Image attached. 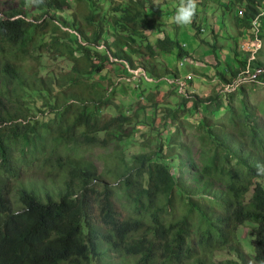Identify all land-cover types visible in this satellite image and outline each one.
Segmentation results:
<instances>
[{"label":"trees","instance_id":"obj_1","mask_svg":"<svg viewBox=\"0 0 264 264\" xmlns=\"http://www.w3.org/2000/svg\"><path fill=\"white\" fill-rule=\"evenodd\" d=\"M99 1L43 0L37 5L47 15L43 22L28 19L27 0L0 14V264H264V126L257 107L243 98L235 103L244 93L240 74L247 58L221 71V89L206 97L182 94L164 110L154 100L160 113L144 122V106L128 114L111 98L114 81L100 75L109 54L92 46L103 42L111 55L159 81L178 73L157 58L174 48L182 57L185 50L167 34L151 41L147 32H163L165 25L152 16L158 13L152 0L114 4L111 19L96 9ZM237 3L244 6L237 22L246 33L264 0ZM59 10L71 15L60 17ZM62 26L88 46L78 38L67 43L72 34ZM43 52L67 55L73 68L64 90L50 92L55 104L42 111L41 100L28 98L38 91L46 100L51 86V77L37 76L45 71ZM24 56L35 64L18 62ZM252 64L257 81H264V63L258 57ZM138 88L141 99L147 88ZM222 108L224 122L213 114ZM34 112L40 115L31 122ZM194 113H201L196 124L187 118ZM140 125L142 143L127 153L124 144ZM98 150L108 155L102 168L94 159ZM31 158L48 167L49 176L60 169L56 177L66 193L55 201L23 188L15 209L8 186ZM106 174L115 183L102 184ZM245 226L249 238L239 233Z\"/></svg>","mask_w":264,"mask_h":264},{"label":"rangeland","instance_id":"obj_2","mask_svg":"<svg viewBox=\"0 0 264 264\" xmlns=\"http://www.w3.org/2000/svg\"><path fill=\"white\" fill-rule=\"evenodd\" d=\"M21 1L22 0H0V7L2 10H10L11 8L19 7ZM127 1L128 0H100L96 9L105 13V19H111V7L118 3L126 4ZM152 1L155 5L160 4L159 14L152 13V16L165 23V34H169L171 37L179 39L180 43L186 45L188 53L193 61L191 63L184 62V64L181 65L178 49L174 48L173 51L170 50L160 55L157 58V62L161 65L165 64L169 68H172L183 80L186 79L188 74L192 75V79L186 80L187 84L184 90H180L178 86L172 83V80L167 78L161 79V81L156 83L153 82L149 88H147L149 85L148 82L152 81H148L144 84V89L147 88V90L144 92L143 98L140 99L137 95L139 92L137 91V94H135V91L133 92V83L132 85L128 84V86H125V83H123L125 79L122 77L126 76V71L119 66V64L116 65V63H111L107 66L104 72L102 71L100 73V75L103 76L105 74L107 80L110 73L112 76L110 78L116 82L121 80V84L119 83L116 88L111 86L113 90L114 88L121 90V94L118 93L114 95L113 91H110V96L115 102L121 104L125 112L128 114H133L139 104L144 106L145 109L140 111V119L147 123L152 121L156 111L160 113V110H155V107L152 106L154 100L159 101L161 109L164 110L169 104H176L182 94L187 95L196 93L206 97L211 93H214L215 90L218 91L221 89L224 82L220 72H226L229 68H236L237 65H239V60L247 55L246 51L240 48L243 44L242 35L244 33V28H242L237 22V16H239V11L243 10V7L237 3V0H197V12L193 23L187 26L177 25L173 20L180 4V0ZM73 5H76V3H73ZM33 9L34 5L27 3L25 10L29 12L28 16L34 18L38 22H43L47 15H42V11L32 13ZM168 12H170V15L167 14ZM65 13L71 15L70 10L65 11ZM64 14L63 12L61 13L63 17H65ZM60 22L62 21L60 20ZM198 26H201L204 29L200 34H197V29H199ZM106 30L107 36L113 35V27L109 20L106 21ZM53 32L54 31H50L47 34L49 41L51 40L50 35H52ZM147 33L153 43H156L158 36H162V33L157 31ZM75 38L80 39V36L76 32H73L69 40L74 43ZM38 39L40 40V36H38ZM113 39L114 37L109 38L110 41ZM98 49L101 50L102 47H99ZM258 54L259 60L264 63V34L263 45ZM135 59L137 58L135 57ZM28 61L29 60L26 62ZM41 63L52 66L53 68H56L57 71L59 69L67 70L68 68V61L65 58L53 59L49 53L45 52L41 54ZM243 75L245 74H242L240 77L243 80L242 83L244 82V93H241L236 97L235 103L240 105V99L243 98L247 103L257 107L260 113L261 125L264 126V83H252L249 79V75L242 77ZM127 81H130V79H127ZM109 83L111 84V81H109ZM238 85L239 84H236L234 86L236 87ZM225 87L227 89L228 86L226 85ZM231 88L232 86L229 90H231ZM129 90L133 92V94ZM221 93L222 98L224 99L226 97L225 92L221 91ZM227 100L228 99L224 100V106H226V108L228 104ZM188 106H191V102ZM201 110L203 111V109ZM109 112L110 111L108 110L104 113ZM205 112L208 111L205 110ZM213 114L216 119L222 120L223 122L226 120L225 118L227 114L225 108L214 111ZM49 116L50 115H48L47 118H49ZM200 116L201 113H194L188 115L187 118L190 122L196 124L198 123ZM139 128L140 131L136 132V137L127 139L124 144V147L127 146V149L125 150L127 153L135 152L142 143L143 137L141 132L143 130L141 125ZM101 136H103V134H101ZM187 139L188 137L185 136L184 140L187 141ZM105 152L107 151L102 150L99 153L98 150V153L94 154V159L97 160V163L101 168L105 167V162H108V155H104L106 154ZM18 167L20 170L17 178H19L20 182L13 177L11 181V184L15 186H19L20 183H23L26 186L29 185L30 182L36 183L40 181L38 178H45V181L49 179L50 169L41 165L36 159L32 161L31 158V161H28V164H20ZM62 173L63 172L57 168L51 177L61 175ZM104 178L105 180L115 183V176L110 177L106 174ZM14 203L15 208H18L20 204L15 199ZM239 233L244 237H247L249 235V226L240 229ZM245 248L248 251L250 250L248 245H245ZM228 257L232 256L227 254L217 255V259Z\"/></svg>","mask_w":264,"mask_h":264},{"label":"clouds","instance_id":"obj_3","mask_svg":"<svg viewBox=\"0 0 264 264\" xmlns=\"http://www.w3.org/2000/svg\"><path fill=\"white\" fill-rule=\"evenodd\" d=\"M27 2L30 5H34V9L32 10L33 11L32 13L37 12V11L38 12L42 11L41 9L37 8V5L42 4L43 0H27ZM241 7H243V10L239 11V16H237V17H243L244 16V6H241ZM65 11H67V10H65ZM65 11L63 12L62 10H59L57 12V15L60 16V17H63L61 15V13L63 12V14H64ZM159 11H160V4L158 5V13L157 14H159ZM196 12H197V0H180V4H179V6L177 8V11H176V14H175L173 20H174V22L177 25H180V26L190 25L191 23H193V20H194V17L196 15ZM3 13H4L3 10H1L0 14H3ZM167 14L170 15V12H168ZM64 15L66 17L69 14L65 13ZM23 16H26V15L23 13ZM257 16H260L261 19L262 18L264 19V12L263 11H259L254 16H251V18H249V23H252L253 19L255 17H257ZM17 17H19V16H16L14 18H17ZM27 17L30 20L36 21L34 18H30L29 16H27ZM36 22H38V21H36ZM55 22L57 24H60L59 20H55ZM161 22H163V21H161ZM62 27H63V30H69L71 34L73 32H76L80 36L79 40L81 41V43L83 45H85V46H88V42H86V40H82L81 35L77 31H75L73 29H70L68 27H65V26H62ZM198 27L201 30L199 31V29L196 28L197 29V34H200V33H202L201 31H204V29L201 26H198ZM160 33H162V36L165 35L164 31L160 32ZM244 34H246V33L245 32L243 33V35H242L243 37H244ZM167 35H169V34H167ZM174 39H177V38H174ZM67 43H72V42L70 40H68ZM182 45H183V48L185 50V53L183 54L182 57H180V60H181L180 64L183 65L184 62H188V63L193 62L191 57H190V55H189V53H188L186 45L185 44H182ZM99 47H102V49L99 50L98 49ZM92 48L94 50H96V51L101 52V53H104L105 51L108 52L109 59L105 62V65H106L105 69L107 68V66L109 64L116 63V65L119 64V66H121L126 71V76H123V77L120 76V75L119 76L122 77L123 79H125L124 82H123V83H125V86H128V84L132 85V83L134 84L133 85V92L135 91V94H137V91L140 92V90L138 88V86L140 84L142 86V89H144V84L147 83V81H152L154 83L159 81L158 79L152 77L149 73H147L141 66L132 67V66H130L128 64L127 61L120 60V59L114 57L113 55H111L110 51L107 50V48L105 47V44L103 42H100L99 45L92 46ZM45 53H47V52H45ZM65 54H67V53H65ZM80 55H82V53ZM62 58H65L68 61L67 70L59 69L57 71L56 68H53L52 66L46 65L44 63H41L42 64L41 68H45V71L42 72L40 75H37V76H39V77H51L52 78L51 86L47 90V98L45 100L40 95V93L38 91H35L33 96H31L28 99H34L36 101L41 100L40 103L44 104V106L42 107V111L44 109H46L47 107H49L50 105H54L55 104V100L54 99H52V98L49 99L50 92L52 90H57V89L64 90V87L66 86V78L68 77L70 72H72L73 65H72V62L68 59L67 55L63 56ZM53 59H55V58H53ZM27 60H29V61L26 62ZM18 62H21V63L25 64V66L27 68H30L32 65L35 64V59L30 57V56H24L22 59L18 60ZM96 62L99 63L100 60L97 59ZM109 75L111 76V73ZM186 78H192V75L188 74ZM127 79H130V81H127ZM143 79H145V83H142V81H144ZM176 80H177V83L181 82V78H180L179 74L177 76H175V75L173 76L172 81H176ZM113 81H114L113 86L116 88L121 80H119L118 82H116L115 80H113ZM149 83L150 82H148V84ZM115 88L113 90V94L114 95H116L118 93L121 94V90L115 89ZM133 92H131V93L133 94ZM137 95L139 97L141 96V94H137ZM14 102H16V101H13V103ZM70 102H72V101H70ZM39 115H40V113L37 114V112H34V115L30 117L31 122H33L34 118L35 117L37 118ZM45 118H47V116ZM17 121H20V122H23V123H27L28 122V120H23V119H19ZM101 134H103V136H101ZM100 136L104 137L105 135H104V133H100ZM14 179H16V180H18L20 182L19 178H14ZM38 180H40V181H38L36 183L30 182L29 185H27V186L25 184H23V183H20L19 186H15V185L11 184V182H10V185L8 186V189L11 191V196L13 197V202H14V199H15L14 197H17V196L19 197L20 190L23 189V188L25 189V191H27L29 193H32V191H35L38 195H41L44 199H46V197H47L48 199L51 198V199H53L55 201H59L61 199V197L66 193V190L64 189L65 187L63 186V182L60 179H58L56 176H53V177L49 176V179L47 181H45V178H38ZM107 182H111V181L105 180V178H104V180L101 181L102 184H107ZM17 202L20 205H19L18 208H15V206H14V208L15 209H20L21 203L19 201H17ZM14 205H15V203H14Z\"/></svg>","mask_w":264,"mask_h":264},{"label":"bare ground","instance_id":"obj_4","mask_svg":"<svg viewBox=\"0 0 264 264\" xmlns=\"http://www.w3.org/2000/svg\"><path fill=\"white\" fill-rule=\"evenodd\" d=\"M259 11L264 12V4L262 5ZM245 30L247 33V38L242 39L243 44L240 46V48L246 51L247 53V55L245 56L247 58V66L245 70L242 72V74H245L247 76L249 75V79L252 81V83H256V84L264 83V81H257L256 79L257 77L254 73L255 69H253L252 67L253 61L259 57L258 53L263 45L264 19L263 18L261 19L260 16L255 17L252 23H249V28ZM245 75H243L242 77H245ZM191 79L192 78H186L185 80L181 79V82L179 84H183V86L185 87L187 84L186 80H191ZM174 83L177 84V80L174 81Z\"/></svg>","mask_w":264,"mask_h":264}]
</instances>
